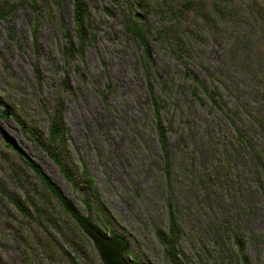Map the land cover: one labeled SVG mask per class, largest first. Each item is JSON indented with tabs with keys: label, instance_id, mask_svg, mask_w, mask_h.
<instances>
[{
	"label": "rangeland",
	"instance_id": "1",
	"mask_svg": "<svg viewBox=\"0 0 264 264\" xmlns=\"http://www.w3.org/2000/svg\"><path fill=\"white\" fill-rule=\"evenodd\" d=\"M182 1L171 0L176 6ZM238 1L242 4L241 15L244 16L220 19L223 24L221 31L213 36H205L206 49L202 60L210 73L221 82L215 85L220 87V96L225 104L229 107L235 101L246 104L250 118L259 115L264 121V103L259 97L253 74L264 63V34L261 32L264 25L249 6L255 2L264 6V0ZM125 4L124 0H86L95 29L94 41L81 58L77 57L68 65L63 62L64 41L60 25L62 23L72 32L73 0H40L36 47L34 15L28 5L19 6L8 22L0 21V128L5 134L4 140L0 135V156L5 154L11 160V166L0 162V192L9 199H22L26 191L25 180L33 181L13 152L6 149L5 144L12 142L41 168L81 212H85L81 195L65 180L46 153L21 131L13 118L1 116L3 108L21 110L28 118L31 117L30 120L33 119L39 132L45 133L48 120L45 115H40L43 111L42 101L48 107L52 104L64 81L66 69L69 85L77 92L75 96L64 97L63 123L68 129L67 146L70 152L66 164L77 181L83 167L89 170L98 194L115 219L112 228L127 237L131 252L150 264L226 263L223 258L227 259L232 254L230 241L226 236L217 240L220 230L224 228L222 211L240 224L246 236L264 233V201L258 196H245L255 189V166L250 154L243 149L237 151L235 163L239 165L245 197L241 204L227 203L224 198L210 196L208 190L197 193L196 198L187 177L176 183L174 195L180 208L182 236L177 261L167 259L165 249L155 235L156 229L167 230V192L159 146L155 135L150 133L152 118L147 67L143 49L125 34ZM162 20L150 14L141 25L152 28L146 33L153 60V67L149 70L152 84L157 93L160 79L169 84L167 102L162 111L164 123L169 127L168 151L176 165L181 160L178 159L179 150L184 146L198 152L196 165L198 162L207 163L208 148L204 136L208 124L217 125L220 137H225L230 126L208 105L199 106L189 99L188 91L180 80L181 66L162 49L153 34V28L159 26ZM8 26L13 29L15 41L8 36ZM5 67L13 75L12 78L5 76ZM35 68L40 74V82L36 81ZM115 68L120 70L116 71ZM190 69L196 75L203 76L201 70L193 66ZM80 74L87 81L82 82ZM96 84L101 89L109 86L107 104L95 91ZM253 124V119H249L244 125L246 135L256 149L264 144V136ZM138 134H141L140 138ZM9 166L17 177L10 172ZM37 193L43 192L38 189ZM250 200H253L254 213L240 216L241 209L250 205ZM47 214L49 221L58 226L60 234L57 235L50 226L47 227L48 232L59 240L66 252L74 256L62 240L74 237L87 253L81 264H100L98 254L77 235L71 221L50 198ZM20 221V215L8 201L5 207L0 206V260L3 264H23L20 237H25L27 232L19 227ZM212 223L216 229L218 226L216 235L212 234ZM33 228L37 232L42 230L38 226ZM245 250L250 256L264 261L262 244L248 243ZM36 255L39 257L38 264H47L45 260L42 261L45 258L42 247Z\"/></svg>",
	"mask_w": 264,
	"mask_h": 264
},
{
	"label": "trees",
	"instance_id": "2",
	"mask_svg": "<svg viewBox=\"0 0 264 264\" xmlns=\"http://www.w3.org/2000/svg\"><path fill=\"white\" fill-rule=\"evenodd\" d=\"M126 11L123 12V26L125 34L129 40L141 47L144 52V64L147 67V89L150 97V111L152 124L150 133L155 135L162 161V173L167 197L165 200L167 230H155L158 241L165 249V256L171 261H177L178 245L182 236L180 208L177 206L174 188L180 179L189 178L192 184V191L195 195L208 190L210 196L224 198L227 203L244 202V185L240 177L239 165L235 163L236 153L243 149L250 154L255 166L253 169L254 187L251 193L245 196L260 197L264 201V144L258 145L256 149L252 147L251 139L246 135L244 125L249 119H253V125L264 136V121L261 117H249L248 106L239 102L233 103L231 107L225 104L220 96L221 83L210 73L209 68L202 60V54L206 49L205 36L219 33L223 24L221 18L244 16L242 14V4L238 0H183L178 6L172 4L171 0H161L151 2L149 0H124ZM40 0H0V21H9L15 10L22 5H28L34 15L33 37L35 47L37 46V30L40 19ZM250 8L258 19H262L264 25L262 4L250 3ZM155 15L162 20L159 26L153 28V34L157 38L162 49L181 66L182 73L180 80L188 91L189 99L199 106L208 105L210 110L217 111L224 118L230 129L225 132V137L218 136L216 124H208L205 132V143L207 145V163L196 162L198 156L195 149L190 150L184 146L179 150V164L174 163V159L168 151L169 127L164 123L162 111L166 105L169 84L160 79L157 93L152 84V77L149 70L153 67V60L150 54L146 33L152 28L149 25H141L147 15ZM91 17L88 13L86 0H73V30L68 31L61 23L60 31L64 41L62 48L63 62L69 64L77 57H82L85 49L94 41L95 31ZM264 34V28L261 31ZM8 36L15 41L14 32L8 26ZM264 47V46H263ZM190 66L203 72V76L196 75ZM78 72V68L75 69ZM35 78L40 82V74L35 68ZM6 77L12 78L8 69L4 68ZM257 80V91L261 101L264 103V63L259 71L253 72ZM68 72L65 69L64 81L60 84L57 94L48 107L42 101L40 115H45L48 120L45 133L39 132V127L33 119L28 118L21 110H11L10 107L3 108L2 117L13 118L21 131L29 136L57 166L62 176L72 187L79 192L84 205L85 212L73 203L63 192L46 176L41 168L20 149L16 148L12 142L5 144L8 151L13 152L16 160L28 171L31 180H25L26 191L22 199H9L5 194H0V206L5 207L6 201L11 204L14 210L21 217L19 227H23L27 234L20 237L23 245V264H38L39 257L36 252L43 248L47 264H81L87 255L86 250L74 237H66L63 244L73 251L71 256L65 251L62 244L56 237H52L47 227L50 226L58 234V226L51 223L47 216L48 203L50 200L59 210L71 221L74 231L80 235L85 242L99 256L100 264H150L142 257L131 252L129 242L125 235L119 234L112 228L115 219L112 216L108 205L98 194L95 181L89 170L85 167L81 169L80 178L77 181L71 174L66 164V159L70 158L67 146L68 129L63 123L64 97L75 96L68 82ZM81 81H87L81 74ZM95 84V83H94ZM95 87V86H94ZM221 87L223 85L221 84ZM95 91L100 95L104 104H107V92L109 86L100 88L96 84ZM165 98V99H164ZM264 107V105H262ZM261 106V107H262ZM239 111L236 113V111ZM44 113V114H42ZM130 126V125H129ZM140 131V130H139ZM0 135L3 140L5 134L0 128ZM139 138L141 134H138ZM0 162L9 164L3 154ZM2 166V165H0ZM9 166L11 173L16 172ZM40 189L43 193L38 194ZM2 195L4 199H2ZM46 195V196H44ZM48 197V198H47ZM209 197V194H206ZM196 198L197 195H196ZM253 200L250 205L241 209L240 216L254 213ZM222 224L224 228L220 230L217 240L224 236L230 241L231 256L223 264H264L259 258L250 256L245 246L248 243L262 244L264 246V233L251 234L246 236L240 224L231 219L223 211ZM38 226L42 230L37 232L33 227ZM31 230V232H30ZM212 234H218L215 225L212 223ZM229 245V244H228ZM35 252V253H34ZM79 260V262H78ZM0 264H3L0 260ZM40 264V263H39Z\"/></svg>",
	"mask_w": 264,
	"mask_h": 264
},
{
	"label": "bare ground",
	"instance_id": "3",
	"mask_svg": "<svg viewBox=\"0 0 264 264\" xmlns=\"http://www.w3.org/2000/svg\"><path fill=\"white\" fill-rule=\"evenodd\" d=\"M115 70H116V71H118V70H120V69H119V68H117V69L115 68ZM117 74H119V75H120V73H119V72H117Z\"/></svg>",
	"mask_w": 264,
	"mask_h": 264
}]
</instances>
